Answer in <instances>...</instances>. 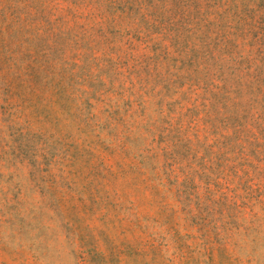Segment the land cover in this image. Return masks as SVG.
<instances>
[{
  "label": "rangeland",
  "instance_id": "1",
  "mask_svg": "<svg viewBox=\"0 0 264 264\" xmlns=\"http://www.w3.org/2000/svg\"><path fill=\"white\" fill-rule=\"evenodd\" d=\"M0 264H264V0H0Z\"/></svg>",
  "mask_w": 264,
  "mask_h": 264
}]
</instances>
